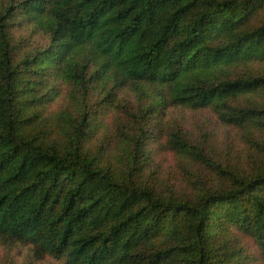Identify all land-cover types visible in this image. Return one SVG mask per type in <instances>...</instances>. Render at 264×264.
<instances>
[{"label": "trees", "instance_id": "trees-1", "mask_svg": "<svg viewBox=\"0 0 264 264\" xmlns=\"http://www.w3.org/2000/svg\"><path fill=\"white\" fill-rule=\"evenodd\" d=\"M17 26L48 35L45 47L28 50ZM256 62L264 0H0V243L30 242L64 264H254L250 237L264 260V164L241 173L182 130L159 128L165 151L222 179L166 191L147 174V113L118 168L90 150L94 116L78 101L92 82H114L158 103L210 108L264 158ZM46 71L70 85L74 111L40 115L54 99L40 93Z\"/></svg>", "mask_w": 264, "mask_h": 264}, {"label": "rangeland", "instance_id": "rangeland-1", "mask_svg": "<svg viewBox=\"0 0 264 264\" xmlns=\"http://www.w3.org/2000/svg\"><path fill=\"white\" fill-rule=\"evenodd\" d=\"M25 38H29L27 49L34 51L44 48L49 36L29 27L17 26L15 39ZM24 47L17 46L18 57L27 54ZM253 71L264 72V63L256 62ZM42 82L45 85H40V93H46L44 98L49 95L54 98L42 106L40 115L43 119L53 118L61 110L74 111L76 105L70 100V85L50 71L44 73ZM144 89L146 91L147 86ZM78 98L79 102L87 98L94 116L92 127L88 129L90 150L99 152L101 161L118 168L125 160V147L133 144L132 135L140 127L141 114L147 113V119L142 120L146 121L147 127L151 126L152 132L147 145L152 148L147 159V174L161 182L166 191L191 194L202 185L214 186L222 179L198 161L165 151L162 147L165 139L159 137V128L182 130L193 142L203 145L208 154L241 173L248 174L257 169L258 164H264L255 141L247 140L236 128L219 122L210 108L177 107L168 103V99L158 103L161 96L153 94L142 98L136 91L114 82H92L86 96L82 92ZM259 102L264 105V98H259ZM243 241L254 256V264H264L253 239L244 237ZM63 261L30 242L0 243V264H64Z\"/></svg>", "mask_w": 264, "mask_h": 264}]
</instances>
